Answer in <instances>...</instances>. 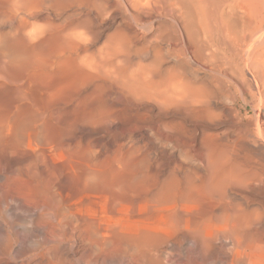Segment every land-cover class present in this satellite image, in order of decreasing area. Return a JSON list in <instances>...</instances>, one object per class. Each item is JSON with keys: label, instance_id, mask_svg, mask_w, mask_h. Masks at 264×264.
Masks as SVG:
<instances>
[{"label": "bare ground", "instance_id": "6f19581e", "mask_svg": "<svg viewBox=\"0 0 264 264\" xmlns=\"http://www.w3.org/2000/svg\"><path fill=\"white\" fill-rule=\"evenodd\" d=\"M187 1L0 0L1 254L264 264V173L238 159L245 143L204 140L165 177L149 150L165 127L216 119L221 90L251 97L264 122V0H219L226 14Z\"/></svg>", "mask_w": 264, "mask_h": 264}, {"label": "rangeland", "instance_id": "374dc122", "mask_svg": "<svg viewBox=\"0 0 264 264\" xmlns=\"http://www.w3.org/2000/svg\"><path fill=\"white\" fill-rule=\"evenodd\" d=\"M174 1V0H173ZM188 1H193V2H189V4L191 5V6H189L190 8L192 7V6H194L195 4V6H197V7H192L191 9H194L195 8V12H196V8L201 12V10H202V7H203V5H204V2L206 1V0H188ZM187 1V2H188ZM209 1H211V0H208V1H206V2H208V4L209 5H207V6H205V8H207V7H209V8H207L208 9V11L209 12H211L210 11V9L211 10H214L216 7H219V8H216V9H218V14H220V12L222 13V9L224 10V13L226 14V12H227V10L226 9H228V6H227V4L224 6L223 4L221 5V2L219 1V0H217V5L218 6H216L215 8H213L212 9V7H210L211 6V4L212 3H214L213 1H211L212 3H210ZM220 2V5H219V2ZM180 2V1H179ZM192 3L194 4V5H192ZM216 3H214V5L213 6H215L216 5ZM180 4V3H179ZM202 4V5H201ZM206 4V3H205ZM168 6V7H167ZM220 6H221V8H220ZM224 6V8H222ZM181 7L182 6H180V9H181ZM201 7V8H200ZM168 8H170V6L169 5H165V9H167V11H168ZM184 8V7H183ZM204 7H203V9H205ZM176 9V8H175ZM178 9V11H180L181 12V10L179 9V8H177ZM176 9V10H177ZM207 9H205L206 11H207ZM185 9H183V11H184ZM220 10V11H219ZM206 11H202V12H206ZM207 11V12H208ZM185 12V11H184ZM201 12V13H202ZM213 13H216L217 12V10H214V11H212ZM162 47H164L163 49H165V48H168L167 47V44H162ZM165 51V50H164ZM166 56H169V58L171 57V55L169 54L168 55V53H166ZM173 57H174V59L175 60H177L176 58L177 57H175L174 55H172ZM169 58H168V61L169 62H171L172 61V57H171V60H169ZM173 59V60H174ZM174 60V61H175ZM174 61H172V62H174ZM200 75H201V77H200ZM202 75H204L203 77H202ZM199 77L200 78H202V79H204V78H208V76H207V74H204V72L203 71H199ZM217 91H216V93H218V89L216 88V87H214ZM220 91V90H219ZM226 93V97H227V99H228V101H226L227 99H226V97L223 95V93ZM230 92H231V94H230ZM230 92H228L227 90H225V91H220V93L219 94H216V95H214L215 97H213V99H211V105H212V113L213 114H211V116H214V111L216 110V108H217V110H219L218 112L219 113H221V114H219L218 112H217V110L215 111V113L217 112V114H215V118L216 119H218L219 121L220 120H224L223 122L222 121H220V122H222L223 124L222 125H218V123L220 124V122L218 121V120H216V119H214L213 120V117H209V118H212V119H209V118H207L208 120H210V121H208L207 122V124L206 125H204L205 124V122H201V121H198V125L197 124H194V123H190V122H188L187 121V123H184V121H181L182 122V124L180 123V125H181V128L179 127V125L177 126H175V128H172L173 130H171L170 129V127H165V129L166 130H168V131H172V132H174V133H176V130H177V128H179L180 130L178 131L177 130V138L175 137V136H173V133L171 132V134H172V137H175L174 139H172V137H170V138H161L158 134H156V132L155 131H151V136L152 135H155V137L156 136H159V137H157V138H155V140H154V137L152 136L151 137V139L152 140H154L156 143H158V144H153L154 143V141H152L151 139L149 140V142H150V144H153V146L151 145V147L149 148V150H150V152H151V156H153V158H158V156L161 158L162 156H165V152L167 153L166 154V158H168V160H166L165 158H161L163 161H165V162H162V160L160 159V158H158L159 160L155 163V166L156 167H158V168H160V169H162V167H163V169L162 170H164L165 168V170L163 171V173H164V177H165V175H167L168 176V173H170V172H168L169 171V168H171L173 165H174V163L171 161V160H174V159H176L175 158V155L174 154H176V157L178 156L179 158L178 159H180V160H185L186 158L189 160L190 158L191 159H195V158H198V155H196V154H201V153H203L204 152V150L202 151V150H200V149H202V147H201V143L203 144L206 140H208V141H212L214 144H216V145H218V146H216V148L217 147H220V146H222L223 144L225 145V141H223V140H226V144H228V145H233V144H239L240 145V143L241 144H243V143H245V144H243L244 145V147L245 148H243L241 145H240V147H239V150H237V152L236 153H238L237 155V157H238V159L240 158V160H243V161H246V162H254L257 166H258V168H259V171H261V172H263L264 173V166H262L261 164H263L264 165V161L261 163V161H262V158H263V160H264V151H261L260 149H262L263 150V148H264V141L263 140H261V139H264V136L262 135V134H264V132L261 130V129H264V122H262L258 117H256V115H257V107H255L256 105L254 104H252V103H250V101L252 100V98L250 97L249 98V96H245L244 98L241 96V95H239L240 93H238L237 91H235V90H230ZM236 92V93H235ZM221 93H222V96H218V95H221ZM228 95H230V96H228ZM218 96V98L216 99V97ZM223 96L225 97V98H223ZM234 98H233V97ZM242 98H241V97ZM232 97V98H231ZM215 98V99H214ZM219 98H221V100L219 99ZM232 100H231V99ZM219 99V100H218ZM223 99H224V101L226 102H223L222 103V101H223ZM246 99V100H245ZM214 100V101H213ZM216 100H218V101H216ZM231 100V101H230ZM242 101H243V103H242ZM215 102H217V103H215ZM222 103V105L221 104H219V103ZM213 103V104H212ZM224 103L226 104V105H228V106H226V105H224ZM228 103V104H227ZM248 103H250V105L248 104ZM216 104V105H215ZM255 107H253L252 105ZM231 107H230V106ZM247 105V106H246ZM216 106V108H214ZM223 106V107H222ZM219 108V109H218ZM226 108V109H225ZM228 108V109H227ZM242 108H243V110H242ZM221 109V110H220ZM231 111H230V110ZM241 109V110H240ZM255 109V110H254ZM228 110V111H227ZM225 111V113H223V112ZM238 111V112H237ZM229 113V116H231V118H229V116H228V114L227 113ZM254 112V113H253ZM238 113V114H237ZM239 113H241L240 115H239ZM219 114V116L221 117V119H220V117H216V115H218ZM223 114H224V116H223ZM225 114H227V115H225ZM174 115V116H173ZM176 114H170V115H168V117H165L164 119H163V121L164 122H166L165 124H168L169 122H171L170 120H173V118H174V121H176V120H179L180 121V118L178 119V117L177 116H175ZM234 115H236V118H237V116H239L237 119L235 118H233V116ZM173 116V117H172ZM225 116H226V118L228 119V120H225L226 118H225ZM258 116V115H257ZM224 118V119H223ZM229 119H231V120H229ZM168 122H167V121ZM215 122V124H217L218 126H215V124L213 123V121ZM235 120V121H234ZM212 121V122H211ZM226 121H229V122H226ZM202 123V124H200V123ZM237 122H239V126L237 125L238 123ZM258 124H257V123ZM183 123H184V127H185V129H186V127H187V133L186 134H184L186 131H185V129H184V127H183ZM189 123V124H188ZM209 123H212V124H209ZM261 123V124H260ZM208 124L209 125H211L210 127L208 126ZM214 124V125H213ZM231 125V127H230V125ZM233 124V125H232ZM257 124V125H256ZM187 125V126H186ZM188 125H189V127H188ZM194 125V127H192ZM196 125V126H195ZM201 127H200V126ZM235 125V126H234ZM259 125V126H258ZM263 125V126H262ZM198 126V127H197ZM213 126V127H212ZM225 126V127H224ZM242 127V129H241V127ZM257 126V127H256ZM261 126V127H260ZM190 127H192V128H190ZM200 127V128H199ZM205 127V128H204ZM206 127H208V128H206ZM240 127V128H239ZM251 127H253L252 129H251ZM258 130V131H256V129ZM259 127H260V129H259ZM183 128V129H182ZM190 128V129H189ZM205 129V130H202V129ZM211 130H210V129ZM220 128V129H219ZM229 128V129H228ZM238 128V129H237ZM245 128V129H244ZM247 128V129H246ZM175 129V130H174ZM191 129H193L194 131H192ZM209 129V130H208ZM225 131H224V130ZM226 129H227V134H226ZM234 131H233V130ZM250 129V130H249ZM254 129V131L253 132H251V130H253ZM183 130V131H182ZM197 130V131H196ZM200 130H202V131H200ZM216 130V131H215ZM239 131V132H237L236 133V131ZM246 131V136L244 135V136H242L243 134H244V132ZM259 130H260V132L262 131V134L261 133H259ZM185 131V132H184ZM196 131V132H195ZM223 133H222V132ZM230 131V132H229ZM249 131V132H248ZM155 132V133H154ZM183 132V133H182ZM208 132H212L213 134H214V136L213 135H211L210 133H208ZM232 132H234V133H232ZM257 132V133H256ZM191 133V134H190ZM192 133H196L195 135L194 134H192ZM200 133V134H199ZM205 133V134H204ZM216 133H218L219 134V136H218V134L216 135ZM222 133V134H221ZM228 133L230 134V135H228ZM232 133V134H231ZM236 133V134H235ZM248 133V134H247ZM252 133H255V136L252 134ZM179 134H180V136H179ZM184 134V135H183ZM204 134V135H203ZM211 135V137H212V140H210V139H208L207 137H210V135ZM225 134V135H224ZM238 134H240V135H238ZM242 134V135H241ZM259 136H258V135ZM260 134H261V136H263V137H261L260 136ZM187 135V136H186ZM190 135L192 136V139H191V137H190ZM206 138V139H204V137ZM207 135H209V136H207ZM231 135L232 136H234V138H236V140H238L239 138V140L238 141H236L233 137H231ZM236 135H238L239 137H236ZM184 136H185V139L188 137H190V139H191V142H189L190 140L187 138V140H188V142H187V140H186V142H185V140H184ZM193 136H194V138H196V139H194L193 138ZM199 136H201V137H199ZM207 136V137H206ZM218 136V137H217ZM223 138V140H222V138ZM228 136V137H227ZM248 136V137H247ZM256 137L257 136V138H255V139H257L258 140V142L260 143V145L261 146H263L262 148H261V146L260 145H258V144H255V143H253V141L255 140H252V138L251 137ZM178 137H180L179 139H178ZM181 137H183V138H181ZM210 137V138H211ZM214 137H215V139H214ZM220 137V138H219ZM241 137L243 138V137H245V138H248V139H241ZM249 137L251 138V139H249ZM261 139H260V138ZM159 138H160V140H162V143H166V141H167V144H162V143H160L161 141L159 140ZM229 138V139H228ZM231 138V139H230ZM156 139L158 140V141H156ZM164 139V140H163ZM173 141L172 143H174V144H172L171 143V141ZM183 141H182V140ZM202 139H203V141H202ZM214 139V140H213ZM217 139V140H216ZM219 139V140H218ZM166 140V141H165ZM175 140H178L179 142H175ZM199 140H201V141H199ZM205 140V141H204ZM231 140H233V141H231ZM243 140H249L248 142L249 143H247V141H244V142H242ZM160 141V142H159ZM169 141V142H168ZM218 141V142H217ZM228 141L230 142V143H233V144H230V143H228ZM238 142V143H236V142ZM241 141V142H240ZM251 141V142H250ZM256 141V140H255ZM262 141V142H261ZM153 142V143H152ZM235 142V143H234ZM257 142V143H258ZM171 143V144H170ZM200 143V144H199ZM218 143H221L220 145L218 144ZM250 143L251 144H253V145H250ZM149 144V145H150ZM179 146V144L181 145V147L179 146V147H177V145ZM183 144V145H182ZM184 144H186V145H184ZM192 144H194V145H192ZM199 144V145H198ZM248 144V145H247ZM175 145H176V148H175ZM193 146V148H192V146ZM198 147H197V146ZM255 145H258L257 147L255 146ZM155 146V147H154ZM157 146V147H156ZM159 146L160 147H162L161 148V150H160V148H159ZM174 146V147H173ZM184 146H186L185 148H184ZM203 146V145H202ZM247 146H249V147H247ZM252 146H254V148H256V150L254 149L253 150V147ZM154 147V148H153ZM164 147V148H163ZM170 147V148H169ZM174 148V151H172L173 150V148ZM189 147H190V150H189ZM200 147V148H199ZM246 147L249 149H246ZM252 147V148H251ZM178 148H180V149H178ZM192 148V149H191ZM195 148H198L197 150H198V153H197V150L195 149ZM151 149L153 150V151H151ZM163 149V150H162ZM176 149V150H175ZM185 149H187V153H185ZM195 150V152H193L194 150ZM258 149V150H257ZM165 150H167V151H165ZM168 150H170V151H168ZM179 150V151H178ZM181 150H182V153H184V157H185V159H184V157H183V154L181 153ZM185 150V151H184ZM189 150V151H188ZM247 151L248 153H250L251 152V154H252V156H254V157H252L251 155V157L252 158H254V159H252V160H250L251 159V157H249V155H248V157H247V152H245V151ZM251 150V151H250ZM175 151H178V153L177 152H175ZM194 153H192V152ZM202 151V152H201ZM242 151V152H241ZM243 151L245 152V155H244V153H243ZM254 151V152H253ZM259 151V152H258ZM153 152V153H152ZM157 152V154H159L160 152V154L159 155H157V154H154V153H156ZM164 152V154L163 155H161L162 153ZM171 152V153H170ZM180 152V153H179ZM188 152H191V153H188ZM217 152V151H216ZM258 152V153H257ZM261 152H263V153H261ZM222 153H225V151L223 150V152ZM227 154L229 153L228 151L226 152ZM239 153H240V156H239ZM255 153V154H254ZM173 154V155H172ZM178 154V155H177ZM189 154V155H188ZM191 154V155H190ZM170 155H172L171 157H169ZM194 156V158H192L193 156ZM196 155V156H195ZM241 155H242V157H241ZM181 156V157H180ZM234 156V155H233ZM243 156H246V157H243ZM183 157V158H182ZM256 157V158H255ZM169 158H170V160H169ZM246 158H248V159H246ZM187 159H186V161H187ZM234 159H236L235 157H234ZM257 161H256V160ZM258 159H259V161H258ZM248 160V161H247ZM169 161V162H168ZM158 162H159V164H158ZM167 162V164H165ZM172 162V163H171ZM164 164V166H163V164ZM168 163H170V165L168 164ZM169 165V166H168ZM162 166V167H161ZM165 166H167V167H165ZM264 175V174H263ZM166 176V177H167ZM0 228H1V225H0ZM68 244V243H67ZM18 246V244L16 245V247ZM68 247H69V245H68ZM67 247V248H68ZM67 251H69V253H66ZM66 252H63V253H56V255H55V253H0V264H51L50 262H52V264L54 263V264H66V263H68V264H103L104 263V261H103V258H101L102 256H99V253H74L71 249H69L68 248V250H67ZM72 251V252H71ZM58 254V255H57ZM59 254H61V256H63V257H61ZM74 254H76V257H74L75 255ZM79 254H81V255H79ZM87 256H86V255ZM97 254V255H96ZM14 255H17L16 257L14 256ZM31 255V256H30ZM71 255H73L72 257H71ZM79 255V256H78ZM84 255V257L82 258V256ZM89 255V256H88ZM96 255V256H95ZM13 256V257H12ZM60 256V257H59ZM92 256V258H90ZM99 256V257H98ZM11 257V258H10ZM30 257V258H29ZM32 257V258H31ZM58 257V258H57ZM65 257H66V259H65ZM68 257V258H67ZM75 259H74V258ZM89 257V258H88ZM96 257V258H95ZM98 257V258H97ZM12 258H13V260H12ZM16 258V259H15ZM28 258V259H27ZM53 258V259H52ZM54 258H55V260H54ZM63 258V259H62ZM71 258V259H70ZM81 258H82V260H81ZM33 259V260H32ZM72 259H74V260H72ZM77 259H78V261H77ZM86 259H90V260H86ZM93 259V260H92ZM16 262H15V261ZM18 260V261H17ZM54 260V261H53ZM57 260V261H56ZM84 260V261H83ZM98 260V261H97ZM56 261V262H55ZM75 261V262H74ZM83 261V262H82ZM89 261V262H88ZM94 261V262H93ZM101 261H103L102 263H101ZM74 262V263H73ZM84 262H86V263H84ZM88 262V263H87ZM92 262V263H91ZM97 262H99V263H97ZM116 263V264H120L121 262H116V261H110V260H106L105 261V263L104 264H109V263H111V264H113V263ZM114 263V264H115ZM122 264V263H121ZM177 264V263H176Z\"/></svg>", "mask_w": 264, "mask_h": 264}]
</instances>
